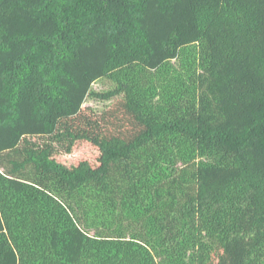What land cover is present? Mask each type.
Segmentation results:
<instances>
[{"label":"trees","instance_id":"obj_1","mask_svg":"<svg viewBox=\"0 0 264 264\" xmlns=\"http://www.w3.org/2000/svg\"><path fill=\"white\" fill-rule=\"evenodd\" d=\"M0 264H264V0H0Z\"/></svg>","mask_w":264,"mask_h":264},{"label":"rangeland","instance_id":"obj_2","mask_svg":"<svg viewBox=\"0 0 264 264\" xmlns=\"http://www.w3.org/2000/svg\"><path fill=\"white\" fill-rule=\"evenodd\" d=\"M114 88V83L107 78H100L93 82L90 93L87 95L83 104L84 111L89 112L93 110L95 112H101L108 108L115 99V97L111 98V92ZM98 156V147L82 139L76 141L68 152L56 148L51 157L58 162L64 163L66 166L76 165L82 160H86L91 165L95 166L98 164Z\"/></svg>","mask_w":264,"mask_h":264}]
</instances>
